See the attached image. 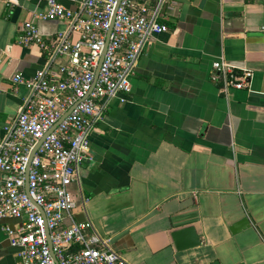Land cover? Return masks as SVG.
Instances as JSON below:
<instances>
[{"label":"crops","instance_id":"1","mask_svg":"<svg viewBox=\"0 0 264 264\" xmlns=\"http://www.w3.org/2000/svg\"><path fill=\"white\" fill-rule=\"evenodd\" d=\"M69 8L77 0H61ZM141 52L127 100L115 98L90 135L70 185L71 219L90 223L130 264H264V0H173ZM45 0H0V139L44 64L19 28ZM46 39L63 20L38 23ZM249 69V88L227 90L215 60ZM4 173L0 171V187ZM249 225L237 233L243 218ZM70 221V218H68ZM0 222V264H19ZM193 225L201 244L178 250L171 232Z\"/></svg>","mask_w":264,"mask_h":264},{"label":"built area","instance_id":"2","mask_svg":"<svg viewBox=\"0 0 264 264\" xmlns=\"http://www.w3.org/2000/svg\"><path fill=\"white\" fill-rule=\"evenodd\" d=\"M45 2L46 8L19 28V42L37 46L45 62L32 77L13 76L14 89L24 85L29 95L0 139V222H19L6 225L19 264H57L55 257L59 264H130L90 223L71 219L77 204L70 185L89 157L96 124L115 98L127 100L141 52L155 34L169 30L163 19L174 2L77 0L74 9L61 0ZM42 20H63L66 28L46 39L38 25ZM252 75L223 59L212 65L213 79L223 76L227 90L249 88ZM55 125L38 147L27 179L32 150Z\"/></svg>","mask_w":264,"mask_h":264},{"label":"water","instance_id":"3","mask_svg":"<svg viewBox=\"0 0 264 264\" xmlns=\"http://www.w3.org/2000/svg\"><path fill=\"white\" fill-rule=\"evenodd\" d=\"M114 21H115V15L113 16V19H112V22H111V27L108 31V34H107V43H106V46H105V49H104V52L101 56V61H100V65H101V62L104 58V54L107 50V46H108V43H109V36L113 30V25H114ZM99 65V67H100ZM98 71H99V68H98ZM98 71L96 73V78H95V81L97 80V77H98ZM66 116V114L61 118V120L64 119V117ZM60 120V122H61ZM58 125V124H57ZM55 125L51 130H49L45 136L38 142V144L35 146V148L32 150L31 152V156H30V161H29V165H28V170H27V179H28V175H29V167L31 165V161L38 149V147L41 145V143L43 142V140L48 136V134L57 126ZM26 189H27V192H29V185H28V182H27V185H26ZM41 212L44 214L43 210H42V207H39ZM250 223L249 221V218L245 217L243 218L242 220L236 222L235 224H233L232 226V231L233 233H237L239 231H241L243 228H245L246 226H248ZM48 236H49V231H48ZM171 236L173 238V241L175 243V246L178 250H184V249H188V248H192V247H196L198 245L201 244L202 240H201V236L199 235L197 229L195 226L193 225H190V226H185V227H182V228H178L176 230H173L171 232ZM49 244L51 245V241L49 239ZM53 252V251H52ZM53 255L55 257V254L53 252ZM55 260L57 262V264H59L58 260L56 259L55 257Z\"/></svg>","mask_w":264,"mask_h":264}]
</instances>
